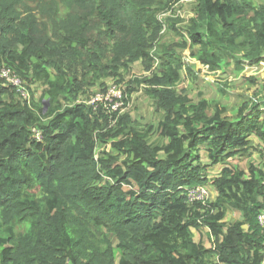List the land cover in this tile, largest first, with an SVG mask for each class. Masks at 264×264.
Instances as JSON below:
<instances>
[{"label":"trees","instance_id":"obj_1","mask_svg":"<svg viewBox=\"0 0 264 264\" xmlns=\"http://www.w3.org/2000/svg\"><path fill=\"white\" fill-rule=\"evenodd\" d=\"M170 2L38 3L54 35L73 32L62 36L60 47L65 58L79 52L78 69L51 55V38L23 0H0V66L12 68L29 90L36 82L44 86L40 103L32 98L29 106L0 79V264H264L257 221L262 174L228 162L251 156L253 135L264 158V100L229 116L219 101H193L179 89L182 69L219 84L223 65L240 71L264 64V4L196 0L184 26L183 14H165L179 39L159 43L166 27L159 13ZM186 49L196 59L195 73ZM136 60L147 74L131 81L144 85L162 114L156 132L165 141L159 144L148 141L151 125L140 130L127 112L107 113L100 103L82 100L89 86L120 77ZM102 144L116 153L97 156ZM213 165L220 171L209 178ZM199 184L212 186L216 197L189 204L185 191ZM228 208L241 218L227 224ZM203 227L195 240L193 230ZM109 234L121 250L117 263Z\"/></svg>","mask_w":264,"mask_h":264},{"label":"rangeland","instance_id":"obj_2","mask_svg":"<svg viewBox=\"0 0 264 264\" xmlns=\"http://www.w3.org/2000/svg\"><path fill=\"white\" fill-rule=\"evenodd\" d=\"M47 0H23L22 8H30L35 13L39 26L46 31L47 35L51 38L53 45H51L50 52L53 57L61 58V60H65L67 63L75 62L76 68L79 69L80 59H79V52L76 50V59H69L65 58V50L60 47V43L62 41L63 35H69L73 32L66 31L64 29H59L57 34L54 35L52 22L50 19L43 13L39 12L36 9L38 3L44 4ZM255 4H264V0H253ZM196 3V0L187 3V4H179L177 7L173 8V3L170 2L169 5L166 7L165 10H162L159 13V17L161 18V22L165 21V31L161 32L159 43L163 41L169 42H176L179 37L178 35L172 31V29L168 26V22L165 14L169 15L175 13L176 15L181 16L183 14V22L179 24V27L184 26L183 24L186 23L185 19L188 16H191L192 9ZM59 14H63L64 10L62 5L60 4ZM173 8V9H172ZM178 17V16H177ZM164 20V21H163ZM119 21L114 22V27L117 29L119 26ZM178 25V24H176ZM115 29L114 35H110V39L115 38L117 31ZM158 43V44H159ZM73 48L75 45L73 44ZM155 47L153 48V50ZM75 50V49H74ZM183 55L187 59L188 63L192 66V73H195L196 67L193 65L195 62L194 57H190L189 51L186 49L183 51ZM106 59H103L105 62ZM159 60L155 65L154 69L157 70L159 67ZM145 66L143 67L141 60L132 61L121 69V76L120 77H107L101 78L100 80L96 81L93 85L89 86L88 89L85 91V95L83 96L82 100H88L89 98L94 97L96 94L102 93L105 90L101 89L105 87V89L109 85L118 84L122 85L123 88L125 87L128 89H132L131 95H125V106L123 107L122 111H118L119 114L127 112L130 117V125L136 127L140 130H144L148 128V126H152V131L149 133L148 141L151 144H159L164 142V138L160 137L156 132V124L158 123L159 119H161L162 114L160 110L157 109L155 103L144 93V85L139 84L135 85L132 83L133 78H140L142 75L147 74V71L144 70ZM182 69V79L179 84V89L185 91V93L193 100L196 101L199 98H205L208 101H219L222 105L226 107V114L229 116H234L238 108L247 102L251 101H262L264 100V64H259L255 66H251L244 70H235L234 65L230 62L227 65H223L221 70L219 71V80L221 81L217 84L216 81H213L212 76H208L207 74H192L187 76L186 70L183 71ZM204 72H207L204 70ZM203 72V73H204ZM184 76V77H183ZM70 80V78H68ZM30 85V84H29ZM44 86L39 83H33L30 85V91L32 94L33 101L36 103H40V98L42 95V90ZM90 100V99H89ZM262 103V102H261ZM46 104V109H47ZM45 109V110H46ZM250 144L253 147V151L251 156L242 154L236 156L229 160V164L233 166H238L244 170H248L249 165H252L257 170H259L260 174L264 172V158H261L259 153L257 152L256 148H263L262 142L256 137L252 136L250 139ZM112 152L116 153L110 146L107 145H100L96 150V155L100 156L102 153ZM202 155V154H201ZM203 156V155H202ZM203 162H208L204 157L202 158ZM220 171L219 165H213L208 170L207 174L208 177L211 178L216 176ZM257 172V171H256ZM208 187L209 192V199L205 202L213 201L216 197V191L213 189L212 186L206 185ZM241 218V214L238 211L227 209L226 215L224 216V221L229 224ZM205 228H201L197 230H193L195 240L199 238L200 235L205 233ZM111 239L113 240V254L115 258V263L118 262V258L121 254V250L116 247L117 241L114 240L109 234ZM206 246L210 244L205 242Z\"/></svg>","mask_w":264,"mask_h":264},{"label":"built area","instance_id":"obj_3","mask_svg":"<svg viewBox=\"0 0 264 264\" xmlns=\"http://www.w3.org/2000/svg\"><path fill=\"white\" fill-rule=\"evenodd\" d=\"M194 0H173V6L179 4H187ZM157 59L155 58L154 65L152 67L153 70L155 65L157 64ZM0 79L3 80L6 84L11 85L16 94L23 100L27 102V104H31V93L26 84V80L19 76L12 68L9 66H0ZM124 88L121 85L113 84L109 85L104 92L96 94L94 97L90 98L88 103L94 104L98 102L102 105L104 110L107 113H113L123 110V104L125 100V94L123 93ZM262 184L264 185V172L262 178ZM209 197L208 189L202 185H196L193 187H189L185 191V199L189 204H193L195 202L205 203V201ZM258 224L260 226L261 235L264 238V207L259 212L257 216Z\"/></svg>","mask_w":264,"mask_h":264},{"label":"clouds","instance_id":"obj_4","mask_svg":"<svg viewBox=\"0 0 264 264\" xmlns=\"http://www.w3.org/2000/svg\"><path fill=\"white\" fill-rule=\"evenodd\" d=\"M254 66H255V65H254ZM248 68H249V67H248ZM246 69H247V68H246ZM262 178H263V174H262V176H261V179H262ZM261 182H262V180H261ZM199 185H201V184H199ZM195 186H196V185H195ZM202 186H205V187L208 189V187H207L206 185H202ZM192 187H193V186H192ZM208 192H210V191L208 190ZM263 198H264V197H263ZM208 199H209V198H208ZM208 199H207V200H208ZM207 200H206V201H207ZM206 201H205V202H206ZM202 204H205V203H202ZM263 207H264V206H263ZM262 209H263V208H262ZM262 209H261V210H262ZM261 210H260V211H261ZM260 211H259V212H260ZM258 214H259V213H258ZM257 216H258V215H257ZM257 221H258V220H257ZM259 227H260V226H259ZM260 231H261V230H260ZM261 236H262V235H261ZM263 239H264V238H263Z\"/></svg>","mask_w":264,"mask_h":264},{"label":"water","instance_id":"obj_5","mask_svg":"<svg viewBox=\"0 0 264 264\" xmlns=\"http://www.w3.org/2000/svg\"><path fill=\"white\" fill-rule=\"evenodd\" d=\"M46 109V104L44 105V110Z\"/></svg>","mask_w":264,"mask_h":264},{"label":"crops","instance_id":"obj_6","mask_svg":"<svg viewBox=\"0 0 264 264\" xmlns=\"http://www.w3.org/2000/svg\"><path fill=\"white\" fill-rule=\"evenodd\" d=\"M262 109H264V107H262Z\"/></svg>","mask_w":264,"mask_h":264}]
</instances>
